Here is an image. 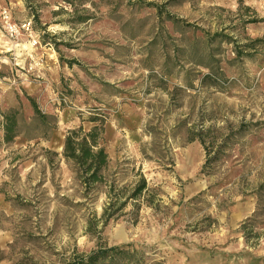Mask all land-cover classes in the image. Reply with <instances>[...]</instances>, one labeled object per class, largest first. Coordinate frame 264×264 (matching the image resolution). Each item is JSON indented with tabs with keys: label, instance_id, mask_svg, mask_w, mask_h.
Masks as SVG:
<instances>
[{
	"label": "rangeland",
	"instance_id": "374dc122",
	"mask_svg": "<svg viewBox=\"0 0 264 264\" xmlns=\"http://www.w3.org/2000/svg\"><path fill=\"white\" fill-rule=\"evenodd\" d=\"M4 7L30 31L9 39L0 15V113L20 106L29 123L30 97L56 128L0 140V264H64L99 245L129 251L113 264H264V0ZM95 125L109 174L147 180L136 217L128 206L103 225V193L85 198L58 159L67 131Z\"/></svg>",
	"mask_w": 264,
	"mask_h": 264
},
{
	"label": "trees",
	"instance_id": "16d2710c",
	"mask_svg": "<svg viewBox=\"0 0 264 264\" xmlns=\"http://www.w3.org/2000/svg\"><path fill=\"white\" fill-rule=\"evenodd\" d=\"M249 40V43L241 45L243 49L235 50L236 55L248 54L246 49H255L258 39ZM27 99L33 111L29 123L24 121L20 106L0 113L1 141L10 143L22 134L27 140L39 137L47 139L49 130L56 128V119L41 112L33 98L27 97ZM27 126H34L35 129L42 128V130L38 131V135H29L23 131L24 127L28 130ZM100 141L101 128L98 125L91 127L88 131H83L79 127L67 131L60 157L58 153L52 154L65 162L85 198L92 200L95 195L103 193L104 201L100 219L103 225H106L108 221L117 220L125 214L128 206H130V212L136 217L142 202L152 203V195L147 180L140 170L133 173L132 177L123 184L118 182V174H109L110 159ZM47 152L49 153V150ZM47 160L53 162L51 158ZM94 222V218L90 219L87 225H94ZM246 223L241 225V230L244 231ZM128 252L120 246L99 245L88 253L75 252L64 264H113L116 257L120 254L126 255Z\"/></svg>",
	"mask_w": 264,
	"mask_h": 264
},
{
	"label": "built area",
	"instance_id": "2783aa9c",
	"mask_svg": "<svg viewBox=\"0 0 264 264\" xmlns=\"http://www.w3.org/2000/svg\"><path fill=\"white\" fill-rule=\"evenodd\" d=\"M0 15L4 26V31L9 39H17L24 32L30 31V22L28 21H24L22 23L14 22L11 19V14L7 7H4L0 11Z\"/></svg>",
	"mask_w": 264,
	"mask_h": 264
}]
</instances>
